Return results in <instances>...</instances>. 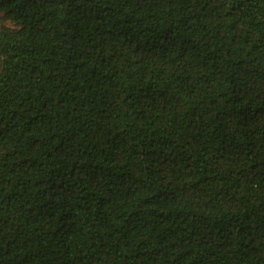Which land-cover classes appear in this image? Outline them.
<instances>
[{
	"label": "trees",
	"instance_id": "1",
	"mask_svg": "<svg viewBox=\"0 0 264 264\" xmlns=\"http://www.w3.org/2000/svg\"><path fill=\"white\" fill-rule=\"evenodd\" d=\"M0 13V264H264V0Z\"/></svg>",
	"mask_w": 264,
	"mask_h": 264
},
{
	"label": "rangeland",
	"instance_id": "2",
	"mask_svg": "<svg viewBox=\"0 0 264 264\" xmlns=\"http://www.w3.org/2000/svg\"><path fill=\"white\" fill-rule=\"evenodd\" d=\"M8 21L0 13V26H4V25H6V26H12V24H10Z\"/></svg>",
	"mask_w": 264,
	"mask_h": 264
}]
</instances>
